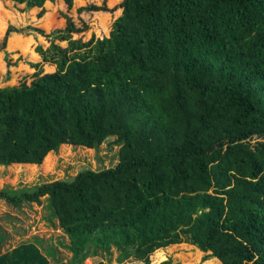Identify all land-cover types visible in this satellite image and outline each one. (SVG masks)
<instances>
[{
  "label": "trees",
  "instance_id": "16d2710c",
  "mask_svg": "<svg viewBox=\"0 0 264 264\" xmlns=\"http://www.w3.org/2000/svg\"><path fill=\"white\" fill-rule=\"evenodd\" d=\"M110 2L90 0L50 34L10 26L3 48L14 33L69 46L51 43L53 71L0 86V166L34 167L64 144L97 149L112 136L120 161L0 199L22 210L48 195L75 259L91 245L150 264L188 241L206 260L264 264V0ZM107 15L118 17L109 32L90 33ZM0 264L50 261L29 242Z\"/></svg>",
  "mask_w": 264,
  "mask_h": 264
},
{
  "label": "rangeland",
  "instance_id": "374dc122",
  "mask_svg": "<svg viewBox=\"0 0 264 264\" xmlns=\"http://www.w3.org/2000/svg\"><path fill=\"white\" fill-rule=\"evenodd\" d=\"M89 1L75 0L70 11L65 7L63 0L47 1L43 6L34 8L25 6L20 8L11 0H0V86L20 85L34 80L39 72L53 71L57 65L53 60L49 61L51 43H57L64 48L69 46V41L55 37L14 33L3 48L10 26L32 25L41 28L45 34H50L67 26V16L77 21L79 8ZM117 2L118 0H111L110 5L114 6ZM117 18L111 15L104 16L103 26L100 19H97L89 32L95 31L97 36H101L104 31L109 32L110 26ZM39 47H42L44 52L38 51ZM6 51L10 53L9 61L5 58ZM115 139L116 136L110 137L97 149L64 144L57 152H50L46 161L44 159L43 163L34 167L14 164L0 166V190L32 188L59 179H72L87 168L101 170L114 167L120 161L121 149V145L114 144ZM41 200V203H32L31 206H23L22 210H18L5 199H0V237L3 235L1 253L11 251L23 243L33 242L40 245L48 254L50 264L145 263L134 257L120 262L116 248L110 251L100 250L98 254H93L91 245L75 259L74 253L69 249L71 243L69 236L54 214L48 195ZM172 245L153 252L150 264H161L165 261H169V264H222L217 258L206 260L208 253L188 241Z\"/></svg>",
  "mask_w": 264,
  "mask_h": 264
}]
</instances>
